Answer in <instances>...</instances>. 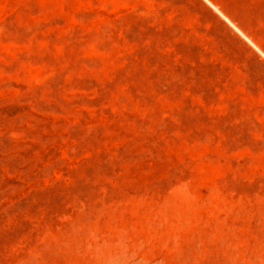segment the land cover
Returning <instances> with one entry per match:
<instances>
[{
    "label": "rangeland",
    "instance_id": "374dc122",
    "mask_svg": "<svg viewBox=\"0 0 264 264\" xmlns=\"http://www.w3.org/2000/svg\"><path fill=\"white\" fill-rule=\"evenodd\" d=\"M0 264H264V0H0Z\"/></svg>",
    "mask_w": 264,
    "mask_h": 264
}]
</instances>
